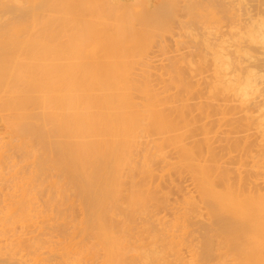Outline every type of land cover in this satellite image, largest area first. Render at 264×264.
Returning <instances> with one entry per match:
<instances>
[{
    "label": "bare ground",
    "instance_id": "obj_1",
    "mask_svg": "<svg viewBox=\"0 0 264 264\" xmlns=\"http://www.w3.org/2000/svg\"><path fill=\"white\" fill-rule=\"evenodd\" d=\"M210 1L0 0V264H208L240 223L233 264H264V167L233 181L191 109L259 95L264 60L229 78L240 28Z\"/></svg>",
    "mask_w": 264,
    "mask_h": 264
},
{
    "label": "rangeland",
    "instance_id": "obj_2",
    "mask_svg": "<svg viewBox=\"0 0 264 264\" xmlns=\"http://www.w3.org/2000/svg\"><path fill=\"white\" fill-rule=\"evenodd\" d=\"M215 1H218V0H215ZM222 1L226 4V7L227 6L229 7V8L228 7L227 8L229 9L230 15L232 14V16L230 17V20L234 19L232 21H235V26L240 28L239 36H237V39H239L240 44L237 45V46L229 47L230 49L227 48L228 51H226V50L224 51V53L225 52H226V54L229 53L228 55L230 57H232L231 58L232 62H235V63L237 62L236 64L234 63L236 65V67L234 65L233 69H235V70L232 71L231 74H229V78H230L231 75H233V77H234V75H236V73H235L236 69H237V67L240 68L241 65L242 66H241L240 70L237 69L238 72H239L238 75H241V73L245 74V72H241V69H242V71H244L245 69L246 70L247 69L250 70V68L248 66L253 64V62H252V60L248 61V59L246 57H244L245 55L250 54V56L252 55V57L254 56V58H257V59H260V60H264V55H263L264 51L262 49H259V46H257L258 47V49H257V48H255V45L253 46V45L249 44V41L246 40V38H248L247 37L248 34H245V31H244L246 29H252V27H253V25L255 23L264 20V0H254L255 2H253V0H222ZM210 2H214V1L211 0ZM220 7H222V6H219V8ZM227 16H229V15H227ZM5 17H7V16H5ZM8 17H13V16L10 15ZM3 20H2V22H3ZM227 20H228V18H227ZM227 20H225L223 22L222 28H224L226 26V24L230 23L229 20L228 21ZM226 21L228 23H225ZM231 23L229 25H231ZM222 30L223 31L227 30V28H224ZM226 33H228V32L226 31ZM231 41H233V40H231ZM198 49H196V53H198L197 52ZM205 53H203V54L206 55ZM209 56L207 58H209L211 60V58H213V57L212 56L209 57ZM254 58H253V60H255ZM249 62H250V64H249ZM246 64L247 65L249 64V65L244 69L243 65L246 66ZM208 65H210V64H208ZM143 67H140V68H143ZM154 67H155V65L153 67H151V69H149V71L152 70V68L154 69ZM253 67L251 68V70H253ZM257 67H255V69H258L260 71V70L263 69L264 66L263 67L259 66L258 68ZM144 68H143L144 70L148 69V67L147 68L144 67ZM159 68L160 67H157L159 72L156 71V68H155L154 71L156 73H153V74H157V72H158V74H160L161 72L164 71L163 70L164 68H162V67L160 69ZM201 70H198L197 73L194 72V74H196L197 77H195V76L191 77L189 74H193V73H191L193 71L190 72V70H186L185 71L186 79H188L190 82H192L196 78L195 81L197 82L198 81L197 79L199 78V76L205 79L206 78L205 76L208 73H209V75H211V73H210V72H212L211 69H209L208 72H207V69H204V67L202 66ZM258 70H256V71H258ZM154 71L152 70V72H154ZM259 71H258L257 74L258 75L260 74L263 77H261L259 75L261 77V81L258 83V87L257 88H259L260 91H262V93L260 94V91H259V95H260L259 96V95H257L258 92H256L254 95H252L254 99H252V96L250 97L251 101L249 100V98L248 99H244L248 103L249 102L251 103L252 101H254L256 99L255 100L256 102L254 101V102H252V104L249 103L250 105H248L247 102L243 103L242 102L243 100L240 101V98L238 96H237L239 98L238 100H237V98L232 96V97H222V98H218V100H213V102L212 101L210 102V103L213 104V106H211L210 103H207L208 101H210V99H209L207 93H205L207 91L206 90L207 89L206 88L207 84L205 85L206 82L204 80H203L204 81L203 82L202 79H200V78H199V83L201 84L203 82L204 85H205L203 87H202V85L199 86V88L201 89L200 92H202V90L204 89L203 95L201 93L195 94V96H194L195 98L191 102V103H193V104H191V107H193L191 109L194 112L196 111L194 114H196V113L198 114L199 109L203 108V109L200 110L202 114L199 113L198 115H196V119L199 116H200V118H202V119L198 118L200 125L202 124V126H203L204 125L203 122H205L204 119L206 118V115H205L206 113H205L204 110L207 111V113L209 114V118L211 117L210 119H215V124H214V120L213 121L211 120L212 122H210V123L212 125H205L204 127L210 131V137H211L210 138V141H211L210 143L212 144V148L214 150L213 152H214V154H216V158L220 159V163L221 164L225 165L224 163H226V165L224 166L225 167L224 170H225V172L227 171L226 173L229 174L232 177L233 181H235L236 183H238L237 179H238L239 173L241 172V174H242L245 170H247V169L249 170L250 169L249 167L252 165V162L254 163V160L252 162H247V161H251L253 159V158L252 159L250 158L251 155H249V157L245 158L246 156H248V154H249V152L251 150H253L254 152L252 151V152H250V154L254 153L253 155H255V159L258 162L257 164H258V166L260 168V171L258 170L259 174L255 175L256 180H258V178L262 177L261 173L263 172V167H264V164H263L264 157H262V156H264V155L262 153V156H260V154H261L260 150L264 149V125H262V123L264 124V108H263V105L261 103V102L264 101V95H263L264 94L263 93V89H264V70L261 71V73ZM154 78L155 79L157 78L156 75L153 76V79ZM209 79H211V78H209ZM209 79H206V80L208 81ZM192 83H194V82H192ZM261 95H263V96L261 97ZM199 96L200 97L201 96L202 97L206 96V98L205 97L199 98ZM196 97H197V99H196ZM204 98H205V100H208V101H205ZM260 99L263 100V101H261ZM199 100H201V102H199ZM238 101L242 102L243 104L242 103L241 104L237 103ZM195 102H198L197 105H199V103H200L199 108H198V106L196 105ZM202 102H203L202 105H204L206 103H207V105H204V106L201 107V103ZM204 102H206V103H204ZM214 102H216V103L214 104ZM258 103H261V104H259L260 107H259ZM208 104H209V106H208ZM217 106H218V110H217ZM245 106H247V107L245 108ZM255 107H256L257 111L255 110ZM242 108L244 110H242ZM251 108L254 109L256 111V113L252 112L254 110H252ZM194 109H196V110H194ZM220 109L221 110L223 109L222 110L223 112ZM249 109L252 110L250 114L252 115V117L254 116L253 117L254 119L253 120L251 119V120L254 122L253 124H255V125H253L252 123H251L252 125H248L247 124L248 122H246V118H244L246 110H248L247 111V113H248ZM218 113H221L222 115L224 113L225 115L222 117L224 119L218 118V117L222 116L221 114H218ZM243 113H244V115H243ZM250 114L248 113V115H250ZM251 115L249 117H251ZM242 118H243V120L245 119L243 123H241L243 121ZM260 118L263 119V120L259 121V123L262 122L261 123L262 126L259 125V126H261V127L258 128L260 130H258V129L255 130V128L258 127V125L256 124L255 121H258V119L260 120ZM217 119H219V120L216 123ZM222 120H225V122H223ZM220 121H221V123H220ZM219 123L220 124L223 123V124L220 125ZM224 123H227V124H224ZM218 124L220 125V127H219ZM244 125H245V127H244ZM249 126H252V127H249ZM217 127H219L220 129L217 128ZM261 128H262V130H261ZM200 131H199V135H200L199 137L201 138L203 136H202ZM199 137H197V139ZM200 144L202 146L204 145L203 142H201ZM241 152H242L243 156L245 155L243 153L246 152V154H247V155H245L243 157V159L240 157V156H242ZM230 155L233 156V159L231 158ZM244 158H245V160H244ZM221 159H222V161L224 163H222ZM246 159H247V161H246ZM242 160H244V161H242ZM245 161H246L247 164L245 163ZM226 167H227V169H226ZM250 178L253 179V180L255 179L253 177H250ZM249 180L250 179H247L245 181H249ZM246 186L247 185H243V187H246ZM262 193H264V192H262ZM231 223H233V221ZM197 228H198V224L193 222V224L191 226V229H197ZM214 228L218 229L216 226H214ZM246 230H247L246 224L245 223L244 224L240 223V224L231 225L230 227H225L223 230H221V232H223V234H222L223 237L228 236L229 238L232 239L234 237H238L237 234H241L243 232H246ZM231 239H228V240H231ZM212 240H214V241H210L209 245L212 246V247H218V249H214V250H212L209 253V255L207 257V263L208 264H230V261H232L231 264H233V260L235 262H237L239 260V258H240L239 250L237 249V247L233 243L230 244L227 239H226L227 241L224 239L225 241L223 240L221 244L220 243L218 244V242H216L217 240H215V239H212ZM182 253H184V256H187L186 255L187 253L185 251H183Z\"/></svg>",
    "mask_w": 264,
    "mask_h": 264
}]
</instances>
